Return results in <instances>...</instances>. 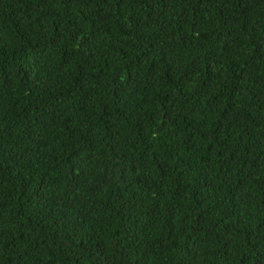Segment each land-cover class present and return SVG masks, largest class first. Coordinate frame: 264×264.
<instances>
[{
    "label": "trees",
    "instance_id": "16d2710c",
    "mask_svg": "<svg viewBox=\"0 0 264 264\" xmlns=\"http://www.w3.org/2000/svg\"><path fill=\"white\" fill-rule=\"evenodd\" d=\"M0 264H264V0H0Z\"/></svg>",
    "mask_w": 264,
    "mask_h": 264
}]
</instances>
